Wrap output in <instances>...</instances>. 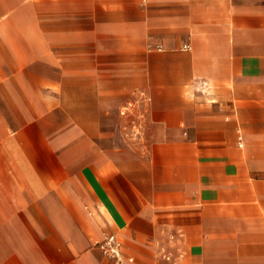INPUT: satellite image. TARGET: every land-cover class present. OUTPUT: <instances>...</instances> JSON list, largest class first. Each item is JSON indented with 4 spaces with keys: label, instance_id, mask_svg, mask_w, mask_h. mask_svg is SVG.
Returning a JSON list of instances; mask_svg holds the SVG:
<instances>
[{
    "label": "crops",
    "instance_id": "obj_1",
    "mask_svg": "<svg viewBox=\"0 0 264 264\" xmlns=\"http://www.w3.org/2000/svg\"><path fill=\"white\" fill-rule=\"evenodd\" d=\"M109 235L264 264V0H0V264Z\"/></svg>",
    "mask_w": 264,
    "mask_h": 264
},
{
    "label": "built area",
    "instance_id": "obj_2",
    "mask_svg": "<svg viewBox=\"0 0 264 264\" xmlns=\"http://www.w3.org/2000/svg\"><path fill=\"white\" fill-rule=\"evenodd\" d=\"M98 245L101 251L103 252V254L108 258L112 259L115 262V264L133 263L132 259H127L124 256L121 241L117 238V236L109 235Z\"/></svg>",
    "mask_w": 264,
    "mask_h": 264
}]
</instances>
